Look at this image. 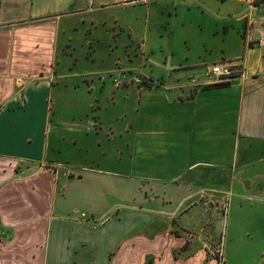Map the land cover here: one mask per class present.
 <instances>
[{
	"label": "crops",
	"instance_id": "0c3cea01",
	"mask_svg": "<svg viewBox=\"0 0 264 264\" xmlns=\"http://www.w3.org/2000/svg\"><path fill=\"white\" fill-rule=\"evenodd\" d=\"M259 34L264 0H0V264H199L171 218L231 135L264 159Z\"/></svg>",
	"mask_w": 264,
	"mask_h": 264
},
{
	"label": "rangeland",
	"instance_id": "374dc122",
	"mask_svg": "<svg viewBox=\"0 0 264 264\" xmlns=\"http://www.w3.org/2000/svg\"><path fill=\"white\" fill-rule=\"evenodd\" d=\"M133 72L136 71H129L130 80L135 76ZM124 73L118 68L110 76L122 79ZM229 146L230 164L225 176L230 179L219 181L224 172L218 168L205 171L200 168L206 175L199 181L198 189L205 192L190 198L182 211L172 215L171 225L175 230L170 235L179 242L171 251L174 261H180L182 254L190 252L188 258L199 264H264V159L258 161L252 151L249 164L244 165L240 151L233 147V135ZM139 229L136 224L135 232ZM146 264L154 261L151 259Z\"/></svg>",
	"mask_w": 264,
	"mask_h": 264
},
{
	"label": "built area",
	"instance_id": "2783aa9c",
	"mask_svg": "<svg viewBox=\"0 0 264 264\" xmlns=\"http://www.w3.org/2000/svg\"><path fill=\"white\" fill-rule=\"evenodd\" d=\"M257 46L262 47L264 45V35L259 34L258 39L255 43ZM243 59L240 60V65H229L225 63H218L212 65L205 73L204 81L200 82L198 86L201 87H212L229 83L233 79L246 80L248 78L246 67L242 64ZM134 83L140 87L144 88V77L138 75L133 78ZM196 85L195 83H193ZM81 218L84 215H80Z\"/></svg>",
	"mask_w": 264,
	"mask_h": 264
},
{
	"label": "trees",
	"instance_id": "16d2710c",
	"mask_svg": "<svg viewBox=\"0 0 264 264\" xmlns=\"http://www.w3.org/2000/svg\"><path fill=\"white\" fill-rule=\"evenodd\" d=\"M225 85H226V84H225ZM225 85H221V86H225ZM183 248H185V247H182L181 249H182V250H185V249H183Z\"/></svg>",
	"mask_w": 264,
	"mask_h": 264
}]
</instances>
